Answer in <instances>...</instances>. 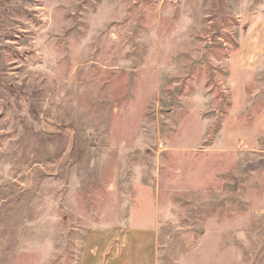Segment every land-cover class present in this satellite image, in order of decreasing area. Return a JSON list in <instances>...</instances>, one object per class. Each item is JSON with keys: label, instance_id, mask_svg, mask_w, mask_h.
I'll return each mask as SVG.
<instances>
[{"label": "rangeland", "instance_id": "1", "mask_svg": "<svg viewBox=\"0 0 264 264\" xmlns=\"http://www.w3.org/2000/svg\"><path fill=\"white\" fill-rule=\"evenodd\" d=\"M263 30L264 0H0V264H264Z\"/></svg>", "mask_w": 264, "mask_h": 264}, {"label": "crops", "instance_id": "2", "mask_svg": "<svg viewBox=\"0 0 264 264\" xmlns=\"http://www.w3.org/2000/svg\"><path fill=\"white\" fill-rule=\"evenodd\" d=\"M261 41L259 40L257 43H254L256 41H254L253 43V48L256 49L254 52L253 56H240V60H242L241 64H245L246 65V69L248 68H252L253 65H255L256 63H260L263 59L264 56L262 57H258V53L260 51H264V30H263V37H261ZM244 46L242 45L241 50L243 52Z\"/></svg>", "mask_w": 264, "mask_h": 264}]
</instances>
